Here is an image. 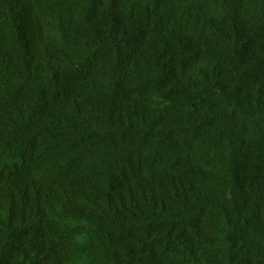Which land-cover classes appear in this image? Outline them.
I'll return each instance as SVG.
<instances>
[{
    "label": "trees",
    "instance_id": "trees-1",
    "mask_svg": "<svg viewBox=\"0 0 264 264\" xmlns=\"http://www.w3.org/2000/svg\"><path fill=\"white\" fill-rule=\"evenodd\" d=\"M0 264H264V0H0Z\"/></svg>",
    "mask_w": 264,
    "mask_h": 264
}]
</instances>
